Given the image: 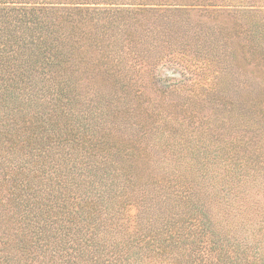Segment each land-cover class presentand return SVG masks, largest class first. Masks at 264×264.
Returning <instances> with one entry per match:
<instances>
[{
  "label": "trees",
  "instance_id": "1",
  "mask_svg": "<svg viewBox=\"0 0 264 264\" xmlns=\"http://www.w3.org/2000/svg\"><path fill=\"white\" fill-rule=\"evenodd\" d=\"M0 264H264V0H0Z\"/></svg>",
  "mask_w": 264,
  "mask_h": 264
},
{
  "label": "rangeland",
  "instance_id": "2",
  "mask_svg": "<svg viewBox=\"0 0 264 264\" xmlns=\"http://www.w3.org/2000/svg\"><path fill=\"white\" fill-rule=\"evenodd\" d=\"M220 8L224 9V11H222V12L227 14L228 11H226V10L233 9L234 6L229 5V6H222ZM209 13H210L209 11H191V14H192L193 17L202 18L204 20H208L209 19L208 15H207ZM224 13L222 15L225 16ZM157 71H158V74H160L161 76H166L167 73L175 72L174 74H176V75H174V77L183 78V80L185 82H187L189 80V78H191V80L194 79V75H192L191 71L187 70L186 67H184L181 63L175 62L174 60L173 61H164V62H162V65L159 66Z\"/></svg>",
  "mask_w": 264,
  "mask_h": 264
}]
</instances>
